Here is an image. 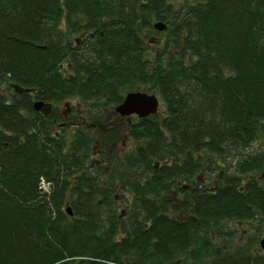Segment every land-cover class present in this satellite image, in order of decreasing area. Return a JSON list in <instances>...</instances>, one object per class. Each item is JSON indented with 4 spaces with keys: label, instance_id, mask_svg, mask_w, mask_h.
I'll return each instance as SVG.
<instances>
[{
    "label": "trees",
    "instance_id": "trees-1",
    "mask_svg": "<svg viewBox=\"0 0 264 264\" xmlns=\"http://www.w3.org/2000/svg\"><path fill=\"white\" fill-rule=\"evenodd\" d=\"M10 83L24 92L0 94V264H264L252 238L231 246L220 233L264 223V146L253 148L264 137V0L176 13L165 0H0V86ZM137 91L156 94L164 116L111 124ZM69 99L87 105L72 122L58 111ZM233 155V174L190 192L175 215L168 183L186 194L204 161ZM118 188L134 197L129 229Z\"/></svg>",
    "mask_w": 264,
    "mask_h": 264
},
{
    "label": "rangeland",
    "instance_id": "rangeland-1",
    "mask_svg": "<svg viewBox=\"0 0 264 264\" xmlns=\"http://www.w3.org/2000/svg\"><path fill=\"white\" fill-rule=\"evenodd\" d=\"M165 1L167 2V4L171 5L172 10L174 11V13H176V12H180L181 9L185 7L186 5L187 6L191 5L197 0H165ZM153 37L156 38L157 41H156V44H154V41L153 43H150V45L152 46L150 48V51L152 53L160 52L163 47V37L160 34L157 36H153ZM7 89L8 88L6 85L0 86V93L7 92ZM158 101H159V105H158L157 115L159 117H163L164 116L163 115V112H164L163 105L159 97H158ZM66 102L69 103V111L64 107V103ZM86 108H87V105L80 103L77 99H73V100L69 99V100L64 101L58 106V111L62 114L65 120L72 122L75 119H77L76 118L77 115H79V117H83L82 115L85 112ZM108 118H110V122L111 120L112 122L114 121V116H110ZM123 123L125 122H122V124ZM69 127L71 131H73V127L72 126H69ZM68 135L69 134L67 133V136ZM260 145L264 146L263 136H260L259 139L256 140V143L253 148L255 149ZM118 146H119V149H121L123 153H126L129 149L133 147L131 145L129 146V140H127L126 137H124L119 142ZM236 158L237 157L233 155V156H230V159L226 158V160L224 161H222L220 158H217V157H213L210 160L208 159L206 162L204 161L203 164H201L202 171L197 174V179L191 185V187L193 188V189L191 188L192 189L191 191H187L186 194H180L178 193V190H177L178 188L171 185L170 190H169L170 194L168 196L163 194L165 195L163 199H168V200L170 199L171 201H173V203L179 206L180 212L175 215L179 214V217L184 218L185 217L184 213H185V208H186V198H188L187 195H189L190 192L192 193L193 190L195 189H203V188L211 189L212 187L218 185L219 182H221L224 178L233 174L232 172L234 170V167H236V163H235ZM95 160H98V158L92 156L89 159L90 165H93ZM101 170L103 169L101 168ZM262 175H264V167L262 168L261 172L255 175V178L258 179ZM260 180H261V183L264 185V177L261 178ZM178 186L181 187L182 184L180 185L178 184ZM116 193L118 194L116 195V198H115V207L117 209L115 208L114 209L116 210L117 216L120 217V220L119 221L117 220V222L121 221L124 224L123 227L125 228L126 226V228L129 229L130 224L128 222V219H129L128 211H125V210L131 208V204L133 203L134 197L132 194L122 191V189L120 188L117 189ZM118 227L120 228V225ZM222 227H223V232H220L221 236L223 237L227 235L228 233V235H230L232 238L231 244H230L231 246H234V245L242 246L246 244L247 238L250 237L252 238V240L249 243L251 250L253 252H260L258 243L262 238H264V233H263L264 223L256 222V224H253V222H247V223L237 224V223H232V222H225L222 224ZM256 230L258 231V234H256ZM124 235H125L124 232H122L121 230V232L117 233L116 239H119L120 237H124ZM217 242H218V239L213 238L212 243L213 245H215V247L218 246ZM170 264H190V263L189 262L184 263L183 261L180 260V261L172 262Z\"/></svg>",
    "mask_w": 264,
    "mask_h": 264
},
{
    "label": "water",
    "instance_id": "water-1",
    "mask_svg": "<svg viewBox=\"0 0 264 264\" xmlns=\"http://www.w3.org/2000/svg\"><path fill=\"white\" fill-rule=\"evenodd\" d=\"M152 28L155 32L161 33L167 29V25L163 22H155L152 25ZM153 40H150L149 43H152ZM15 92L21 93L22 89L10 85ZM68 108V104L64 105ZM32 108L35 112L40 113L42 116L47 117L51 112V105L49 103H44L42 101H35L32 104ZM158 109V100L153 94H145L140 92H130L127 93L123 101L114 108L116 114L120 117H130L136 116L137 118H146L156 114ZM68 215H71L69 210ZM259 247L261 250H264V239L259 242Z\"/></svg>",
    "mask_w": 264,
    "mask_h": 264
},
{
    "label": "flooded vegetation",
    "instance_id": "flooded-vegetation-1",
    "mask_svg": "<svg viewBox=\"0 0 264 264\" xmlns=\"http://www.w3.org/2000/svg\"><path fill=\"white\" fill-rule=\"evenodd\" d=\"M111 121H112V120H111ZM127 121H128V120H125V119H123V118H117V117H114V121H113L111 124H117V123H118V125H119V124H122V122H127ZM118 125H114V126H118ZM93 156L98 158V160H95L93 164H96V166H100V161H101V160H100V158H99V155L96 154V153H94Z\"/></svg>",
    "mask_w": 264,
    "mask_h": 264
},
{
    "label": "bare ground",
    "instance_id": "bare-ground-1",
    "mask_svg": "<svg viewBox=\"0 0 264 264\" xmlns=\"http://www.w3.org/2000/svg\"><path fill=\"white\" fill-rule=\"evenodd\" d=\"M11 92V94H13V93H15V94H17L16 92H15V90L14 89H9ZM8 92V91H7ZM7 92H4V93H0L1 95H4V96H8V94H7ZM9 93V92H8ZM169 185H172V183L171 182H169L168 183Z\"/></svg>",
    "mask_w": 264,
    "mask_h": 264
}]
</instances>
